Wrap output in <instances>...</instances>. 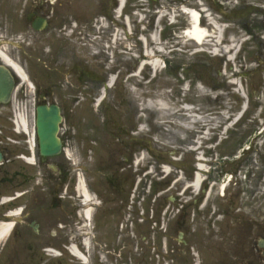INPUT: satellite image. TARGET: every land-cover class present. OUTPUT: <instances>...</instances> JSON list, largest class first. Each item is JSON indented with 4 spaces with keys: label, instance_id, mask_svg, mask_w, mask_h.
I'll list each match as a JSON object with an SVG mask.
<instances>
[{
    "label": "flooded vegetation",
    "instance_id": "af4514ba",
    "mask_svg": "<svg viewBox=\"0 0 264 264\" xmlns=\"http://www.w3.org/2000/svg\"><path fill=\"white\" fill-rule=\"evenodd\" d=\"M153 1V14L129 8L135 37L149 36L156 30L160 4ZM260 2L243 6L247 15L241 25L246 37L245 86L252 96L249 111L254 126L241 136L232 153L234 170L249 173L247 182L253 191L246 190V182H232L230 188L234 184L240 189L232 194L227 191L229 207L223 210L216 202L210 171L200 190L183 194L184 183L194 178L195 162L188 172L180 156L175 173L164 175L162 189L146 194L149 177L144 176L136 116L101 119V126L95 120L86 121L92 126L83 130L84 136L104 147L108 159L81 168L70 165L66 158V145L81 137L79 122L61 123L57 136L62 149L49 156L39 148L37 126L5 125L0 127V264H192L196 259L205 261L208 247L221 263L223 255L229 264H264V221L254 220L247 206L249 201L254 210L255 199L247 195L254 196L264 180V132L259 131L264 121V0ZM117 3L0 0V51L36 84L35 105L56 103L66 113L79 105L82 93L90 94V99L99 96L111 71L105 69V58L98 68L92 65L90 40L97 33L94 26L98 18L89 15L98 9L111 14ZM134 4L128 1V6ZM139 12L141 18L146 17L141 24L135 14ZM257 14L254 20L251 15ZM159 26L160 34L177 30V25L168 27L165 21ZM112 31L106 30L104 39ZM2 64L13 76L14 89L20 90L15 95L19 99L24 85L0 56ZM260 89L262 97L255 95ZM8 108V103L0 101V118ZM31 136L35 146L29 145ZM74 147L71 145V152H75ZM80 170L85 172L82 185L78 183ZM180 177L184 180L170 194L181 193L182 197L174 198L167 194V188ZM238 197L243 198L240 206L236 204ZM220 241L228 242V252L222 251Z\"/></svg>",
    "mask_w": 264,
    "mask_h": 264
},
{
    "label": "rangeland",
    "instance_id": "374dc122",
    "mask_svg": "<svg viewBox=\"0 0 264 264\" xmlns=\"http://www.w3.org/2000/svg\"><path fill=\"white\" fill-rule=\"evenodd\" d=\"M199 1L211 6L213 3V0ZM160 2H162L166 6H168V3H170L169 0H161ZM195 3L198 7L199 3L197 2V0L195 1ZM246 3L259 4L261 2L260 0H240V4L236 5L234 2H231L229 3L230 6L235 5L239 8L233 10L234 12L231 14L232 20L234 21L231 22L226 18L225 20L222 18V20L235 25L238 23H245L247 11L243 6ZM186 4L192 5L194 3L192 0H190ZM211 11L212 13H214V15L218 14L215 10L213 11L211 9ZM257 16L258 14L251 15L254 20L257 19ZM203 24H205L204 21ZM232 27L233 28H229L227 32L233 29L234 32L237 31L241 33L239 25H236V27ZM185 46L188 49L186 50L184 55L182 54L183 52L179 51L178 53V51L174 50L173 53L168 56L170 60V63H168L169 69H163V71L158 72L157 76H155L154 78L152 77L153 71L149 66H146L142 70L140 75L130 76L131 72L128 70V68L131 67L133 63L135 69L136 59L134 57V53L140 52L138 40L132 39V48H134L133 53L115 51L113 53V56L110 53V57L112 56L111 60H113L112 67L114 68L112 72H114L115 75L120 73L118 74V82H120V84L119 86H117L116 92L118 93V96L120 95L121 99H124L126 102L128 99L135 101L136 105L138 106L139 116L148 115V122L151 128L150 134H157V141L155 140L152 142V147L155 150L157 149L158 151H160L162 154L165 155L166 151H168L170 147H175L176 150L180 149L184 152H187L188 146L191 141L198 136L203 135L204 131H206V129L204 128L205 126L203 125L205 122H209L208 126L211 130L210 136L214 135L211 141L217 142L218 137L223 136V141L221 140L222 142L220 141V144L216 143V146L212 147L216 156L220 157V155L223 153L231 154V152L237 145V141L242 139L241 136H245L249 131L252 130V127L254 126V121H250V112H248L247 114H244L243 117H241L242 119H240V122L238 124L230 127V130L228 132L223 133L222 130L223 126L229 125V123L232 121L231 118L236 114L235 109L232 107L236 104V101H234L233 97H231V95H234V93L232 91L233 85L230 80L234 76H231L232 69H230V67L233 65L235 67V71H243V67L241 65L243 54H239L237 59L233 61L232 64H230L228 62V59L223 57L221 52L220 54L214 55L210 50L205 49V51H202L200 55H192V49L194 48L195 44H193L192 42H188L185 44ZM205 47L211 49V46L209 45H205ZM98 62L99 60L96 61V63ZM224 64L227 65V68L225 74L221 75L224 73ZM175 66L178 68L179 73L176 70L174 71ZM181 68H183L184 71H182ZM219 70L222 71L221 74L219 73ZM127 77L128 81H126ZM199 80L201 82L203 81L204 89L196 87V83ZM185 82L188 86V90L182 89V86ZM159 98L167 99L171 106V112L163 118L162 112L157 107L153 108L148 104L150 102L149 100H156ZM186 103L191 105L190 111H193L191 112L192 117L183 109V106L186 105ZM230 104H232L231 107H229ZM89 110L90 109H87V112ZM140 112H143L142 115ZM197 112L203 115L202 120L205 121H197V123H194L195 113ZM103 117L104 115L102 114V112L98 111L97 109L94 113H91L89 115V121L101 120ZM77 122H80V120H78ZM193 125H195V128L189 129V127H192ZM236 126H239V130L235 128ZM213 132H215V134ZM145 137L150 138L149 135H145ZM202 140L205 144L210 141H207L206 138ZM178 145H182V147H179ZM187 166H191V163L188 162ZM232 167L233 165L227 166V169H231ZM239 177L243 178V180L246 179L245 174H242ZM232 179L235 181L238 178L233 175ZM245 182L248 184V189L246 188V190L253 191L251 188H249L251 187L250 182ZM233 190H237L236 185L234 184L233 187L229 189V193H231V191ZM247 197L250 200L255 199V211L253 210V204L247 201L249 214H251V216H254V220L259 219L261 221H264V184H261V187L258 189L257 193L254 194V196L247 195ZM226 200L227 199H224L225 203H227Z\"/></svg>",
    "mask_w": 264,
    "mask_h": 264
},
{
    "label": "bare ground",
    "instance_id": "6f19581e",
    "mask_svg": "<svg viewBox=\"0 0 264 264\" xmlns=\"http://www.w3.org/2000/svg\"><path fill=\"white\" fill-rule=\"evenodd\" d=\"M188 13V16H189V27L187 28L186 32H184V38L185 39H189V40H195L198 44H201L202 46H204V44L206 45H211L214 47V52H219V49L218 47H220L221 45H223V40H222V31H223V24L220 23V22H217V20L214 18H209L212 25L213 26V29L207 27V26H202L200 24H198V19H199V16L200 14L194 10V9H185ZM225 36V34H224ZM158 36H156V34H152L151 35V38L152 39H155L157 38ZM116 38H117V34H116ZM230 42V41H229ZM238 43H234V39H231V43L230 45H226V46H222V48L224 49L223 51L225 52V54H228L230 56L231 59H233L234 55H235V52L237 50V47H238ZM161 47V46H159ZM149 48V47H148ZM163 48V47H161ZM1 54H3V52H0ZM147 58H149V60H146L144 62H142L141 64H144V65H150L153 69H160L161 67V59L160 58H157L155 56H152L151 55V51H149V49H147ZM4 58L7 62H9V64H12V66L14 65V68L16 69L17 73L21 76L22 80L23 81H27V77L26 75L23 73L21 67L15 63V62H12L10 59H8L5 55H4ZM141 67V66H140ZM139 71V70H138ZM164 98V97H163ZM163 98H159V99H156V100H149L150 102L148 103L150 107H157L163 114L162 118L165 117L168 113H170L171 111V106H170V103L167 99H163ZM245 106V105H244ZM188 108V107H187ZM185 110V109H184ZM188 110V111H187ZM185 112H187V114L191 115L192 113L190 112V109H186ZM23 117V116H21ZM192 117V115H191ZM203 116H198V117H195V122L194 123H197L198 122H203L205 120H202ZM231 118V117H230ZM192 120V119H191ZM20 124H22L23 126H26V124L28 123V120L25 119H21V120H18ZM194 121V120H193ZM192 122V121H191ZM190 122V124H191ZM195 128V125H193L192 127H189V129H194ZM209 133V131L207 132ZM206 132H204V135L202 136H199L198 139L196 140V142L198 143L199 141H201L202 138H205L206 136H208ZM200 165L202 167H204V164L203 163H200ZM170 168L167 167L166 170H169ZM200 180L201 178L198 177L195 184H194V187L198 186L199 183H200Z\"/></svg>",
    "mask_w": 264,
    "mask_h": 264
},
{
    "label": "water",
    "instance_id": "95a60500",
    "mask_svg": "<svg viewBox=\"0 0 264 264\" xmlns=\"http://www.w3.org/2000/svg\"><path fill=\"white\" fill-rule=\"evenodd\" d=\"M2 76L0 75V83L2 81ZM1 88V86H0ZM38 121L37 125L43 126L48 124H58V122L61 120V115L59 114V108L57 106H51V107H44L39 106L38 107ZM42 138H47L45 135L41 134ZM43 147L47 150L49 147H58L57 141H43Z\"/></svg>",
    "mask_w": 264,
    "mask_h": 264
}]
</instances>
